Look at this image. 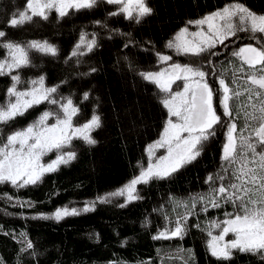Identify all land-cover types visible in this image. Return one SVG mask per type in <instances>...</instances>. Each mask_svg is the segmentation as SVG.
Listing matches in <instances>:
<instances>
[{"label":"trees","instance_id":"obj_1","mask_svg":"<svg viewBox=\"0 0 264 264\" xmlns=\"http://www.w3.org/2000/svg\"><path fill=\"white\" fill-rule=\"evenodd\" d=\"M26 2L0 0V31L6 33L0 41L21 45L46 41L57 54L30 49L31 63L18 70L22 83L17 87H31L30 81L43 77L45 87H57V99L71 98L79 108L74 125L89 121L95 114L100 117V126L90 132L95 143L73 139L69 148L75 158L45 173L37 184L17 188L0 183V264H264V253L233 250L230 260H218L207 247L209 223L223 221L228 218L225 213L236 211L223 200L218 208L199 200L221 183L235 182L228 178L207 182L209 176L225 175L221 156L229 118L218 108L217 93L213 102L221 125L215 126V135L203 143L194 161L163 179L139 184L136 199L124 202L121 196H110L143 166L144 149L157 138L165 119L161 103L164 93L140 75L163 65L157 53L170 55L174 63L200 67L209 74L206 79L213 89L214 78L223 76L230 87L243 93L230 105L231 119L238 130L244 127V113L252 109L245 107L249 101L244 74L236 72L240 61L232 52L251 43L250 37L237 33L211 50L216 55H182L166 45L189 21L227 4L240 3L264 15V0H147L152 13L140 23L123 15L110 16L118 6L98 0L94 7L69 10L63 18L53 10L47 20L34 17L22 25L9 26L10 20L18 19L17 14L26 8ZM82 33L89 40L95 39L96 46L77 63V58L69 56ZM254 43L264 46V40ZM141 47L146 52L140 51ZM4 56L6 51L0 48V58ZM234 76L237 84H232ZM11 83L10 76H0V104L7 101ZM133 86L136 91L131 90ZM252 102L258 103L255 97ZM45 111L55 113L59 109L47 101L35 105L0 125V135L34 123ZM51 119L55 121V117ZM100 197H106V202ZM82 203H88L91 210L77 209L78 215L60 220L49 217L57 209L78 208ZM188 212L192 214L184 222L182 238L154 239L174 229L176 220ZM28 242L33 245L31 249Z\"/></svg>","mask_w":264,"mask_h":264},{"label":"snow or ice","instance_id":"obj_2","mask_svg":"<svg viewBox=\"0 0 264 264\" xmlns=\"http://www.w3.org/2000/svg\"><path fill=\"white\" fill-rule=\"evenodd\" d=\"M106 2L118 6L117 11L109 13L110 16L123 15L125 19L135 23H140L152 13L147 0ZM96 3L97 0H27L26 8L17 14L18 19L10 20L9 26L22 25L34 17L47 20L53 10L63 18L68 15L69 10L90 9ZM188 23L199 30L190 32L187 27L182 28L167 43V48L182 55L200 56L206 52L216 55L211 50L218 44L224 45L225 41L239 32L251 33L253 39L260 34V39L264 40V15H258L240 3L228 4ZM5 35L4 31H0V38ZM95 46L96 40H89L87 34L82 33L69 59L77 58L76 62L79 63V57L87 55ZM0 48L6 51V56L0 58V76H10L12 81L7 89V101L0 105V125L8 124L17 116L24 115L28 109L45 101L57 105L59 109L55 113L43 112L39 119L27 128L14 131L4 140H0V183H10L17 188H23L37 184L45 173L54 172L61 164H67L74 159V152L62 151L71 145L73 139L95 143L90 132L100 126V117L93 114L83 125H74L73 118L78 115L79 108L71 98L57 99L54 96L57 87H45L43 77L30 81L31 87L24 90L17 87L22 83L18 70L28 67L31 63L29 50L56 55L57 49L53 45L46 41H32L27 45L0 41ZM232 55L240 61L236 72L244 74L245 91L249 101L245 107L252 109L251 112L245 111V125L239 130L231 119L233 110L230 101L243 93L230 87L223 76L218 77L219 87L213 89L206 79L209 74L200 67L188 64L173 63L160 71L140 73L145 80L155 84L160 92L164 93L161 103L167 110L168 119L160 138L147 148V167L141 168L139 176L134 177L124 188L110 194H127V199L131 201L138 198L134 195L138 184L148 183L152 179H163L194 161L201 154L203 143L215 135V126L222 122L213 102L214 95L219 93L222 115L229 118V122L225 124L226 142L223 144L221 156L226 165L222 168L225 175L209 176L207 182L212 184L215 179L223 181L226 178L235 182L227 185L221 183L219 187L212 189L208 197H199L200 201L207 200V204L213 208L221 207L223 200L236 209L235 213H225L227 219L210 222L206 229L210 237L207 247L211 255L218 260H230L233 250L264 253V46L246 44L234 50ZM157 57L161 64L172 60L170 55L157 53ZM14 72L16 74H13ZM237 79L234 76L232 84H237ZM177 81L183 82L182 90L173 91L172 85ZM253 97L258 103L252 102ZM87 98L88 94L85 93L84 99ZM53 117L55 123L49 124L48 121ZM158 148L166 149L167 154L154 159L155 150ZM53 150L58 153L56 158L50 163H42V157ZM99 199L106 202L107 198ZM195 204L194 200L193 208ZM90 210L89 207L83 209ZM203 210L207 211V206ZM78 214L77 209L63 208L57 209L53 215L55 219L60 220L65 216ZM191 214L188 212L180 217L174 229L165 230L154 239L182 238L185 231L184 222ZM215 229L220 230L219 234H213ZM229 233L235 238L225 240ZM32 247V243L28 242L27 248Z\"/></svg>","mask_w":264,"mask_h":264},{"label":"rangeland","instance_id":"obj_3","mask_svg":"<svg viewBox=\"0 0 264 264\" xmlns=\"http://www.w3.org/2000/svg\"><path fill=\"white\" fill-rule=\"evenodd\" d=\"M98 1V0H97ZM106 1V0H105ZM26 4H27V2H26ZM228 5V4H227ZM226 5H224L223 7H225ZM222 7V8H223ZM222 8H220V9H222ZM220 9H218V10H220ZM217 11V10H216ZM212 12H215V11H212ZM212 12H209V13H207V14H204V15H202V16H200L198 19H201V18H203L204 16H206V15H208V14H210V13H212ZM198 19H196V20H198ZM184 27H187L188 29H189V31L190 32H194V31H198L199 29L196 27V26H194V25H191V24H188V25H186V26H184ZM184 27H182V28H184ZM181 28V29H182ZM181 29H179L176 33H178ZM205 29H206V26H205ZM176 33L173 35V36H175L176 35ZM244 34H247L248 35V37H250V39H251V43H246V44H252L253 46H256V43H254L255 41H259V40H262V39H259V37H260V34H257V38L256 39H253L252 38V34L251 33H248V32H243ZM108 35L109 33L108 32H105V34L104 35ZM108 37V36H107ZM174 38V37H173ZM246 44H243V45H241V46H239V47H243L244 45H246ZM220 44H218L217 46H219ZM238 47V48H239ZM141 48H143V47H141ZM140 48V51H142V52H146V49L145 48H143V49H141ZM123 60V59H122ZM190 60H192V59H190ZM189 60V61H190ZM174 62H171V61H168L166 64H163L161 67H159L158 69H156V70H154V71H151V72H155V71H160L162 68H164V67H167V66H169V65H171V64H173ZM181 65H184V64H181ZM216 76V75H215ZM215 79V81H216V85L214 84V86H215V88L217 89L218 87H219V83H218V78H214ZM207 82H208V79H207ZM182 81H177V83L176 84H173L172 85V88H173V91H179V90H182ZM209 83V82H208ZM177 85H180V87H177ZM209 85H210V83H209ZM210 87H211V85H210ZM20 90H24V89H20ZM131 90H135L136 91V87L135 86H133V88L131 87ZM218 97H219V93H217V96H216V98H217V101H216V103H217V105H218V108H219V110L220 111H222V109L219 107V100H218ZM5 102L3 101V103H1L0 105H2V104H4ZM153 103H155L156 104V102H155V100L153 99ZM164 113H165V119H164V122H163V125H162V128H161V131H160V133L157 135V138L153 141V142H151V143H149L146 147H145V149H144V157H145V160H144V162H143V166H141L140 168H139V170H138V172L130 179V180H128L125 184H123L121 187H119V188H117L116 190H114V192L113 193H115V192H117L118 190H120V189H122V188H124L134 177H136V176H139V174H140V171H141V168H144V167H147V163H148V152H147V148H148V146L149 145H151V144H153L155 141H157L159 138H160V135H161V133H162V130H163V127L165 126V122H166V120L168 119V113H167V110L164 108ZM48 123L49 124H52V123H55V121H53L52 119H50L49 121H48ZM85 122H83V123H80V124H78L77 126H80V125H83ZM32 124V123H31ZM221 125V123L220 124H217L216 125V127H219ZM29 125H27V126H25V127H23V128H21V129H24V128H27ZM21 129H18V130H21ZM17 131V130H16ZM226 131H227V129H226ZM12 132H14V131H11V132H5L4 131V133L5 134H3V135H0V140H4L5 138H6V136L8 135V134H10V133H12ZM226 142V133H225V139H224V143ZM62 151H64V152H69V151H71L72 152V150L69 148V147H65ZM58 153L55 151V150H53L52 152H49V153H47L44 157H42V163H44V164H47V163H50L52 160H54L55 158H56V155H57ZM167 153H166V149H164V148H158V149H156L155 150V155H154V159L155 158H158V157H160V156H163V155H166ZM139 185V184H138ZM137 185V186H138ZM137 186H136V188H137ZM136 194V191H135V193H134V195ZM110 196H113V197H118L119 195H110ZM122 198H123V201L124 202H127V201H129L128 199H127V194H125V195H123V196H121ZM86 207H89V204L88 203H82V204H80V206L78 207V208H75V207H72V208H70V207H65V208H69V209H84V208H86ZM61 209H63V208H61ZM56 212V211H55ZM55 212H53L52 214H50L49 215V217H52V218H54V213ZM177 221V220H176ZM219 231L220 230H218V231H216V233L214 234V235H216V234H219ZM235 237H234V235L233 234H231V233H229V235L227 236V237H225V240H231V239H234Z\"/></svg>","mask_w":264,"mask_h":264}]
</instances>
